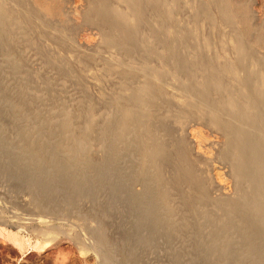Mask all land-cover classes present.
I'll use <instances>...</instances> for the list:
<instances>
[{"label": "bare ground", "instance_id": "bare-ground-1", "mask_svg": "<svg viewBox=\"0 0 264 264\" xmlns=\"http://www.w3.org/2000/svg\"><path fill=\"white\" fill-rule=\"evenodd\" d=\"M186 10H190L189 17L180 16ZM83 17L85 23L102 30V45L117 53L104 59L97 79L103 81L117 74L119 82L105 100L111 108L103 118L91 108L83 113L59 111L63 137L59 141L50 137L52 122L43 120L38 109L25 112L28 88L12 91L10 109L19 116L15 125L23 151L3 148L0 139V159L10 154L13 177L31 194L30 205L56 210L59 202L52 192L56 183L69 188L70 201L96 200L90 189L96 187L108 194L103 213L109 212L111 203L121 202L130 214L146 223V248L155 246L156 231L160 229L170 236L185 233L197 259L204 264H264V27L254 24L249 6L240 0H90ZM67 21L65 0H0V45L7 49L4 58L9 67L13 69L15 62L10 50L19 43L34 42L36 29L58 46L70 48L72 36ZM95 57L91 54L76 60L84 65ZM48 62L62 72L72 68L60 55H49ZM79 70L78 77L83 78L87 72ZM171 79L185 98L180 103L175 104L177 98L167 90ZM80 116L83 124L78 126L80 135L75 140L74 120ZM195 119L224 137L220 157L230 167L235 183L232 195H211L208 179L191 157L187 140L177 132ZM93 138L108 147L100 162L90 154ZM124 153L131 158L128 167L121 160ZM134 177L144 184L141 192L131 187L129 181ZM174 193L187 208L183 216L174 202ZM10 211L9 217H23L15 208ZM25 217L52 224L62 221L53 216ZM0 223L15 227L4 236L20 250L31 246L30 238L23 235L25 224L2 217ZM48 231L43 227L36 233L47 240L51 239ZM82 233V237L63 234L86 254L95 241L109 243L104 236L94 239L92 234ZM173 252L178 261L179 252ZM106 261L102 258V264H108Z\"/></svg>", "mask_w": 264, "mask_h": 264}, {"label": "rangeland", "instance_id": "rangeland-1", "mask_svg": "<svg viewBox=\"0 0 264 264\" xmlns=\"http://www.w3.org/2000/svg\"><path fill=\"white\" fill-rule=\"evenodd\" d=\"M89 1L90 0H65L66 12L68 15L67 29L69 34L72 36V46L70 48L65 49L58 46L54 39L43 36L41 30L36 29L33 31V39H36L34 42L21 43L22 45L19 43L15 46V48L10 50L11 57H13L15 61L13 66L14 68L12 69L9 67L7 60L4 58V53L7 49L5 48V45H0V125H3L0 126V139L3 142V148L7 147L9 151L15 153L23 151V143L21 142L22 139L19 136L18 129H16L15 125V119L19 118V116H16L15 114L13 115L10 109V102L14 101L12 95L21 87H27L29 90L27 96V109H25V112L29 114L31 109H38L42 113L41 118H43V120L52 122V134L50 137L57 141H59L62 137L60 132L61 129L59 127V122L61 121L59 120L61 117L59 111L67 109L68 111L74 113H83L85 110L91 108L95 115L103 118V116H105L110 110V103L108 104L105 100H108L112 92L117 89L116 87L119 82V77L117 74H112L111 76L109 75V77L103 79V81L100 80V82L99 79H97L96 74L101 71L104 59L107 58V56H117V53L115 50L112 49V51L102 45V30L99 27L84 22L83 11L88 6ZM240 1L249 6L254 24L261 28L264 27V0ZM189 11H184L183 15L180 16L188 18ZM203 27L204 30L207 31L205 24ZM73 46L75 49H73ZM91 54L96 56L94 61L85 62L84 65L78 64L79 62L76 58L86 59L85 56ZM262 54L264 53L262 52ZM49 55H60L69 60L71 65L70 67H72L71 71L62 72L60 70V72L57 65L48 62ZM18 59L19 61H17ZM75 65H77V67ZM80 67L84 68L85 72H87V74L85 73L87 76L84 75L83 78L78 77V74L81 71L79 70L81 69ZM88 73H91L92 75ZM37 77H39L38 80ZM114 79L118 80L116 81ZM174 81L175 79H171L169 81L170 83L167 90L172 93V96H175L174 99L177 98V100L175 99L176 104L182 102L185 98L176 89ZM16 83H18V85ZM96 83H98V85ZM43 93L45 95H43ZM52 93L54 95H52ZM83 98H85V100ZM69 107L70 109H68ZM82 124V116L77 117L74 120V125H77V128L73 130V138L75 140L79 139L80 130L78 126L80 127ZM177 132L182 134L187 140L190 147L191 157L197 160L200 173L208 179L211 195L213 197L232 195L235 192V183L230 173V167L220 157V149L223 147L224 137L207 124L196 119L188 121L182 128H179ZM18 140H20L19 143ZM92 141V149L90 152L91 157L93 160L100 162L107 155L108 147L105 144L99 143L95 138H93ZM99 144H101L100 147L98 146ZM133 157L136 158L135 160L138 159V155L136 154H134ZM121 160L124 162V165H127L125 167H128L131 158L124 153L121 156ZM11 162L12 160L10 158V154L9 156L7 154L1 156L0 218H6L9 222L15 224H25L26 229H24L23 235H27V237L30 238L32 247L29 246L25 251L20 250L9 240L8 237L4 236L8 229L14 231L15 227L5 226V224L0 223L4 226V228L0 227L4 232L2 235L0 234V264H55V262L58 261L63 264H102V258L107 260L106 262L108 264H204L202 261L197 259V253L191 247L190 242H187L185 233L170 236L167 232L159 229L156 231L155 246L151 249L146 248L149 238L146 223L140 222L134 214H130L126 205L121 202H117L115 204L111 203V209L113 211L109 209V212L111 211L110 213L108 211L103 213L104 209L102 210L101 208L107 201L108 194L107 192L97 190L98 188L96 187L90 188L92 190L91 192L96 195V200H78V198H74L70 201L68 199L69 197L67 198L69 188H67L64 183H56L52 186V192L56 194V198L59 202L56 210H42L41 208L31 206L32 196L28 190L24 188L23 184L15 181ZM129 182L134 191L141 192L143 190L144 184L140 179L136 177L130 178ZM174 199L176 205L179 206V212L183 216L184 213L187 212V208L182 205L178 193H174ZM11 208H15L19 212L23 213V217L22 215L9 217L12 214L10 211ZM55 212L57 213L55 214ZM26 214L37 215V217L53 216L54 218L61 219L62 221H53V224L55 223L56 225L53 226L52 221L46 222L40 221L39 219H29L25 217ZM43 227H46V230H49L47 236L51 239L46 240L42 236L37 235L38 233H36V230ZM58 231H61L62 233H59ZM82 232L92 234L94 239H98L99 235L104 236L107 238L109 243L102 245L95 241V246L93 245L89 247L88 249L90 250L86 254L84 250H80L78 248L76 243H73L74 241L68 239V237L63 234H78L79 237H82ZM129 237H131V239ZM41 246L42 248H40ZM174 250L179 252L178 261L174 257ZM139 255H142V257ZM137 257H139V259ZM109 259L112 262L108 261Z\"/></svg>", "mask_w": 264, "mask_h": 264}]
</instances>
